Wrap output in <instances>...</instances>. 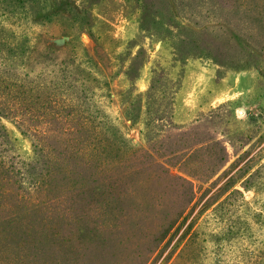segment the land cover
I'll use <instances>...</instances> for the list:
<instances>
[{"label": "trees", "instance_id": "trees-1", "mask_svg": "<svg viewBox=\"0 0 264 264\" xmlns=\"http://www.w3.org/2000/svg\"><path fill=\"white\" fill-rule=\"evenodd\" d=\"M36 1L0 0V264H147L157 251L160 257L207 193L236 167L202 203L165 264H203L207 247L245 243L259 264L264 249L251 235L249 221H258L261 214L248 207L243 192L262 185L263 158L258 152L248 158L253 151L248 137L223 139L219 130L228 123L230 103L179 129L174 145L160 144L154 141L157 135L178 128L171 100L156 91L163 74L159 70L148 89L136 95L143 111L139 113L135 103L127 110L132 120L140 114L146 119L144 145L131 148L95 108L72 71L46 63L37 71L28 70L26 62L14 59L26 35L9 30L6 20ZM159 2L175 11L208 47L217 44L224 65L235 67V48H264L255 35L264 28V11L255 0ZM58 51L44 47L42 53ZM2 118L30 140L33 163L23 161ZM228 148L233 161L229 172L218 177L228 163ZM135 191L143 213L149 212L159 224L147 233L140 228L141 234L150 235L148 240L128 251L120 227L111 222L139 214L133 210L139 204L132 205Z\"/></svg>", "mask_w": 264, "mask_h": 264}, {"label": "rangeland", "instance_id": "rangeland-1", "mask_svg": "<svg viewBox=\"0 0 264 264\" xmlns=\"http://www.w3.org/2000/svg\"><path fill=\"white\" fill-rule=\"evenodd\" d=\"M36 2L21 13H13L16 16L6 20L9 30L26 35L24 47L15 52L14 59H22L24 64L26 62L28 70L37 71L46 63L72 71L89 91L95 108L103 113L107 123L117 131L119 137L126 139L131 148L144 145L143 124L146 119L140 114L136 120H132L127 116V110L130 104L135 103L139 113L143 111L136 95H142L148 89L153 74L162 70L156 91L163 94L167 101L171 100L172 120L178 129L157 135L154 141L174 145L179 129L189 128L200 114H206L223 103H230L226 112L228 123L219 132L224 134L223 139L236 136L250 138L253 151L248 158L258 152L264 165V63L254 56L264 58L263 47L250 51L235 48L231 51L235 67L224 65L217 44L208 47L203 41L205 39L190 31L184 20L167 5L162 6L159 0ZM255 2L262 4L258 9L264 11V0ZM255 35L263 46L264 28ZM44 47L61 51L46 55L42 53ZM247 59L250 61L245 64ZM1 123L23 161L33 163L35 157L30 140L22 136L8 120L2 118ZM231 155L228 148V163L218 172V177L229 172L226 168L233 161ZM237 169L222 177L203 202ZM168 170L172 175H178L177 169L169 167ZM262 174L264 176V169ZM261 182L259 187L243 192V197L250 209L254 207L261 214L258 221H249V226L257 245L260 243L264 249V178ZM237 189L242 192V188ZM134 197L132 205L139 204L140 207L133 210L139 214L125 221L111 222L120 227V234L127 239L128 251L135 249L139 242L145 244L148 240L149 234H141L143 227V233H147L159 224L152 215H147L149 212L145 210L146 215L143 213V201L137 191ZM202 203L194 209L160 257V251H157L147 264H165L183 229L197 215ZM209 223L214 224L212 221ZM137 234L144 238H138ZM249 244H223L217 249L207 247L201 262L256 264L249 252ZM259 264H264V256Z\"/></svg>", "mask_w": 264, "mask_h": 264}]
</instances>
